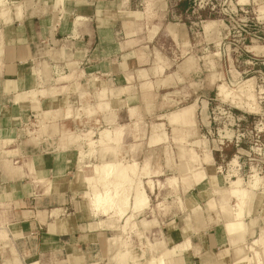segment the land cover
<instances>
[{
	"label": "crops",
	"instance_id": "0c3cea01",
	"mask_svg": "<svg viewBox=\"0 0 264 264\" xmlns=\"http://www.w3.org/2000/svg\"><path fill=\"white\" fill-rule=\"evenodd\" d=\"M150 6L9 0L0 20V264H264V192H250L236 221L230 173L194 144L214 85L209 55L197 54L188 23H149ZM107 160L167 173L165 209L135 210L132 197L125 214L94 205L87 178ZM148 181L149 201L158 180Z\"/></svg>",
	"mask_w": 264,
	"mask_h": 264
},
{
	"label": "rangeland",
	"instance_id": "374dc122",
	"mask_svg": "<svg viewBox=\"0 0 264 264\" xmlns=\"http://www.w3.org/2000/svg\"><path fill=\"white\" fill-rule=\"evenodd\" d=\"M138 2L146 9L148 3L151 5V10L146 11L149 23L155 20L188 23L191 41L197 54L200 57L209 55L208 59L213 65L211 77L213 76L214 85L208 96L209 106L204 114L205 120L198 125L203 137L201 141L194 143L195 146L214 151L216 162L226 166L224 170L227 174L230 173L228 180L229 182L233 180L232 190L234 187H245L251 193L264 192V54L258 50L259 45H264V0H138ZM4 4L8 7L9 0H5ZM6 16L0 4V20H6ZM209 19L216 20L221 26L216 25L212 31H208L206 22ZM255 47H258L257 50H254ZM247 79H252L249 89L243 86ZM198 117L200 119L202 117L200 111ZM136 167L140 169L138 165ZM230 168L233 170L229 171ZM150 173L125 181L121 179L124 185L120 184V187L125 188L124 190L122 188L124 195L130 193L131 200L135 186L144 185L150 178L158 180V193L149 197L147 205V211L152 208L153 212L156 204L165 202L166 196L169 197L171 189L169 186L172 184L168 182L166 186H161L159 180H167V173L162 175L151 171ZM103 181L102 179L97 181L95 190L97 193L106 190ZM115 182V179L112 183L108 181L110 189ZM88 195H91L90 189ZM157 207L161 211L165 209L160 203ZM50 258L49 262L36 257L25 263L41 261V264H69L63 261L62 257ZM154 260L147 259L143 264H156L157 260Z\"/></svg>",
	"mask_w": 264,
	"mask_h": 264
},
{
	"label": "bare ground",
	"instance_id": "6f19581e",
	"mask_svg": "<svg viewBox=\"0 0 264 264\" xmlns=\"http://www.w3.org/2000/svg\"><path fill=\"white\" fill-rule=\"evenodd\" d=\"M5 0H0V4H1V10L4 13H8L9 11V7H5L4 5ZM19 6V5H18ZM19 8V7H18ZM20 9V8H19ZM18 9V10H19ZM21 10V9H20ZM8 11V12H7ZM2 17V16H1ZM11 19V18H10ZM240 85V84H239ZM252 85V79H247L246 81H244L243 86L244 87H251ZM249 89V88H248ZM252 92V91H251ZM251 95V94H250ZM254 95V94H252ZM195 113V112H194ZM195 115V114H194ZM195 122V121H194ZM109 133L110 131L105 130V131H101V142L103 140H105V138L108 136L109 137ZM106 141V140H105ZM104 142V141H103ZM109 142V141H108ZM100 143V142H99ZM95 144L94 140H90L89 139V146L93 147V145ZM98 144V142H97ZM88 146V147H89ZM92 149V148H91ZM94 149V148H93ZM94 151V150H93ZM89 152L91 153V150L88 151L87 154H89ZM83 156H84V152H82ZM86 154V155H87ZM94 153L92 152V155ZM80 155V154H79ZM90 155V154H89ZM83 156L81 157V160L83 159ZM88 157V155L86 156ZM91 157V156H90ZM94 157V156H93ZM92 158V157H91ZM87 158H85L86 160ZM88 160V159H87ZM86 160V161H87ZM81 162V161H80ZM86 164V163H85ZM88 164V163H87ZM92 164V163H91ZM137 164L136 163H131L129 162H122V161H113V160H107V161H102L98 164H96L94 166V176L92 177H88V187L90 189V193H91V197H92V201L94 202L93 204L101 206V207H105V205H109V203H113L114 205L116 204V207L118 206V209L120 211V213H124L126 212V208H128L129 205V194L124 195V192H122V188L120 187L121 185H124V182H122V180L125 181V179H130V178H134L138 175V169H137ZM80 167V166H79ZM77 169V168H76ZM102 179L103 182H105V188L103 187V189L105 190L103 193L102 191L99 193H97L95 190L97 188V181ZM115 179V184L112 186L114 189L112 191V189H110V183H112V181ZM122 179V180H121ZM51 180V179H50ZM121 180V181H120ZM108 181H110V183H108ZM102 182V183H103ZM127 182V181H126ZM151 185V182L148 181ZM101 182H99L100 184ZM108 183V184H107ZM123 183V184H122ZM121 184V185H120ZM133 184V182H132ZM102 186V184H100ZM99 185V186H100ZM241 187V186H240ZM55 188V187H54ZM67 188V187H66ZM61 189V188H60ZM125 188H123L124 190ZM130 189V187H129ZM101 190V189H100ZM49 191V187L48 190ZM46 191V192H47ZM128 191V190H127ZM50 192V191H49ZM130 192V191H129ZM48 193V192H47ZM128 193V192H127ZM232 193L234 196H236L238 198V202L237 203V208L238 210L235 212V220L239 221L243 215H244V205L246 204V198H249V194L250 191L247 190L245 187L243 188H238V187H234L232 190ZM132 199H133V204H134V209L135 210H140L141 208L145 207L146 205H148V193L147 190L145 188V186L143 184H139L137 186H135L133 193H132ZM132 203V202H131ZM236 206V205H235ZM232 208V207H231ZM117 209V210H118ZM248 212V211H247ZM117 214V213H116ZM121 214V215H122ZM134 221V220H133ZM238 227V226H237ZM163 228V227H162ZM133 257V256H132ZM137 257V256H136ZM255 257H258L255 255ZM143 258V257H142ZM242 258V257H241ZM259 258V257H258ZM123 259V258H122ZM251 259H253V257H251ZM240 260V259H239ZM255 260V259H254ZM155 261V260H154ZM252 261V260H251ZM130 262V261H129ZM153 262V260H152ZM151 262V263H152ZM259 262V261H258ZM257 262V263H258ZM127 264H131V263H127ZM134 264H143L142 263H134ZM155 264V263H154ZM156 264H165L164 263V258L162 257V259H157V263Z\"/></svg>",
	"mask_w": 264,
	"mask_h": 264
}]
</instances>
